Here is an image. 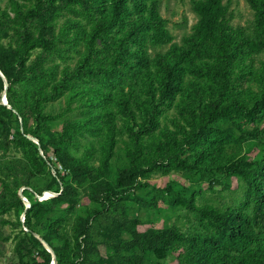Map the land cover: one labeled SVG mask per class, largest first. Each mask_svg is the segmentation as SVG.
<instances>
[{
  "label": "trees",
  "instance_id": "1",
  "mask_svg": "<svg viewBox=\"0 0 264 264\" xmlns=\"http://www.w3.org/2000/svg\"><path fill=\"white\" fill-rule=\"evenodd\" d=\"M244 1L241 26L229 0H189L179 43L166 0L0 6L10 264H52L41 241L57 264H264V0ZM230 180L233 201L203 197ZM166 207L175 221L155 227Z\"/></svg>",
  "mask_w": 264,
  "mask_h": 264
},
{
  "label": "rangeland",
  "instance_id": "2",
  "mask_svg": "<svg viewBox=\"0 0 264 264\" xmlns=\"http://www.w3.org/2000/svg\"><path fill=\"white\" fill-rule=\"evenodd\" d=\"M7 0H0V6H4ZM227 1V0H225ZM231 3L230 9L234 15L233 24L235 25H246V22L251 18V12L248 9L244 0H229ZM161 14L163 18L169 21L168 28L174 35V41L179 43L180 38L183 33H189L191 27L196 22V17L192 13L190 9L189 0H166V2L162 3ZM57 106V105H55ZM11 156H17L16 153H9ZM7 157H10L7 155ZM6 157V158H7ZM177 180L181 181L185 185H188V181L185 177L180 175H171L168 177H159L154 175L150 180V184L155 187H163L168 181ZM40 184V183H39ZM203 197L207 201L210 202H230L233 201L236 197L239 196V188L238 184L235 180L229 181V187L226 190L222 189L220 185H214L211 188H208L207 184H202ZM148 191L142 190L138 191L137 195L139 197H144ZM152 191H150L149 195H152ZM49 192H45L42 197L48 196ZM45 195V196H44ZM39 200H42L39 198ZM85 203H88L84 200ZM90 205V203H88ZM137 213L136 210H133L130 215L135 216ZM4 218H7L4 216ZM153 220L156 221L155 227H162L164 224H170L175 221V216L173 212H171L169 207H166L162 214L155 213L153 216ZM182 222V221H181ZM181 222L179 223L181 225ZM182 226V225H181ZM185 227H183L184 229ZM0 233L5 236L9 233V229L7 227L0 226ZM12 242H8L0 244V264H10L12 261Z\"/></svg>",
  "mask_w": 264,
  "mask_h": 264
},
{
  "label": "water",
  "instance_id": "3",
  "mask_svg": "<svg viewBox=\"0 0 264 264\" xmlns=\"http://www.w3.org/2000/svg\"><path fill=\"white\" fill-rule=\"evenodd\" d=\"M0 77L2 78V80H3V82H4V84H5V87H7V81H6V79L3 77V75H2V73L0 72ZM3 104L4 105H7V101H6V99H5V95H3ZM29 139H31V140H33V141H35L36 143H37V140H35V139H33V138H31V137H28ZM50 194V197H54V196H57L56 194H53V193H49ZM21 196V195H20ZM21 198L23 199V201L25 202V204H26V207L27 208H29V206H30V204H29V202L25 199V198H23L22 196H21ZM40 199H43V197H39ZM22 220H23V217H22ZM37 238H38V236H36ZM41 243L43 244V246L52 254V258H53V261H52V264H57V262H56V259H55V255H54V253H53V251L48 247V245L45 243V242H43V241H41Z\"/></svg>",
  "mask_w": 264,
  "mask_h": 264
},
{
  "label": "clouds",
  "instance_id": "4",
  "mask_svg": "<svg viewBox=\"0 0 264 264\" xmlns=\"http://www.w3.org/2000/svg\"><path fill=\"white\" fill-rule=\"evenodd\" d=\"M47 198H50V194H48V196L43 197V199H47Z\"/></svg>",
  "mask_w": 264,
  "mask_h": 264
}]
</instances>
